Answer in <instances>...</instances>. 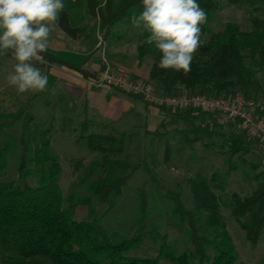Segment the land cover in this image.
Here are the masks:
<instances>
[{
	"label": "trees",
	"instance_id": "16d2710c",
	"mask_svg": "<svg viewBox=\"0 0 264 264\" xmlns=\"http://www.w3.org/2000/svg\"><path fill=\"white\" fill-rule=\"evenodd\" d=\"M63 2L65 7L57 26L71 38L89 36L84 28L87 16L97 21L95 29L102 32L103 38H108L116 24L132 25L130 15L133 10L137 13L142 11L141 0ZM197 2L207 14L206 22L200 25L204 43L194 54L192 70L187 75L183 71L160 69V53L154 44L146 43L149 33L142 30L137 58L140 62L146 57L151 59L148 81L161 94L213 97L235 92L264 103V18L251 15V29L248 31L228 23L222 31L211 33L206 39L210 32L208 24L220 4L217 0ZM227 2L264 5V0ZM121 38L116 37L117 40ZM42 55L48 63L65 64L48 51ZM88 76L92 78L95 74ZM186 112L191 111H165L170 115L169 122L195 118L186 116ZM29 122H26L20 140L18 178L0 181V264H157L154 258L123 255L144 235L148 220L145 201L142 202L136 232L130 237L113 239L101 223L102 216L90 204L89 196L76 203L88 206V218L76 221L73 218L74 203L70 201L64 207L59 187L61 166L50 150L51 126L31 130ZM86 124L84 121L81 126ZM195 129L208 131L204 127ZM124 138V133L115 136L92 132L77 139L90 150L103 154L101 162H90L89 174H96V177L87 186L96 202L108 209L114 206L122 186L135 168L129 162L109 155L122 150ZM232 140L231 153L244 146L235 137ZM4 159V151L0 148V177L5 173ZM251 168L252 175L247 177L253 182V188L244 195L232 194L231 214L245 231L247 240L256 244L264 228V169L256 170L257 165L254 164ZM28 178L35 179L36 183L30 184ZM189 185L193 209L186 208L177 196L173 200L172 214L184 225L191 248L176 254L163 244L157 258L165 257L172 264H243L237 261L234 243L220 212L218 196L202 178L189 180Z\"/></svg>",
	"mask_w": 264,
	"mask_h": 264
},
{
	"label": "rangeland",
	"instance_id": "374dc122",
	"mask_svg": "<svg viewBox=\"0 0 264 264\" xmlns=\"http://www.w3.org/2000/svg\"><path fill=\"white\" fill-rule=\"evenodd\" d=\"M217 1L220 7L212 14L208 24L210 32L205 36L206 39L211 33L222 31L228 23L238 26L242 31H248L251 29V15L264 18L262 4L246 6L230 4L227 0ZM96 25L97 21L87 16L84 28L89 36L80 37V43H86L88 48L95 41L105 40L102 39V32L95 29ZM142 30L143 28L127 23H118L113 27L112 35L104 42L107 45L118 44L127 53H133L140 41ZM53 36L52 33L50 39ZM117 36L122 38L116 41ZM102 50L103 47L98 51ZM68 54L75 56L76 52H67L62 55L63 58L76 64L81 61ZM103 57L108 60L107 54L103 53ZM145 59L151 64L149 57ZM14 63L10 55L0 56V148L3 149L5 157V173L0 181L18 178L20 140L26 122L30 121L28 127L31 130L51 126L50 150L61 166L59 187L64 198V207L70 201L74 203L73 218L76 221L88 218V206L76 203L89 196L90 204L102 216L101 223L112 238L130 237L136 232L142 202L145 201L148 220L144 235L134 247L123 253L124 256L149 257L156 259L157 264H172L165 257L157 258L163 244L176 254L191 248L184 225L172 214L173 200L178 196L184 206L192 210L189 180L202 178L219 198L220 212L234 243L237 261L243 264L264 263V228L256 244H252L231 214L232 194L244 195L253 188V182L247 177L252 175L251 164L257 165L256 170L264 169L263 145L246 136L234 125L211 128L200 125L198 117L172 120L156 133L147 132L142 118L135 113L129 119L126 117L106 123L91 108L86 111L84 97H79L86 87L81 85V89L84 88L79 89L76 78L69 72L59 70V67L50 68L51 77L48 78L47 90L39 93H18L14 87L8 85L6 79L13 71ZM41 70L44 71L43 68ZM104 88L111 89L106 85ZM233 94L235 92L225 95ZM84 121L87 124L83 127L81 123ZM196 127H204L208 131H199ZM92 132L115 136L120 132L124 133L122 150L109 155L135 165L121 188V195L109 209L96 202L87 186L96 177V174H89L88 166L91 161L101 162L103 154L90 150L77 139L78 136ZM234 137L243 142L244 146L231 153ZM28 182L32 185L36 183L33 178H28Z\"/></svg>",
	"mask_w": 264,
	"mask_h": 264
},
{
	"label": "clouds",
	"instance_id": "9594fccd",
	"mask_svg": "<svg viewBox=\"0 0 264 264\" xmlns=\"http://www.w3.org/2000/svg\"><path fill=\"white\" fill-rule=\"evenodd\" d=\"M141 5L130 22L149 33L146 43L160 53L158 67L187 75L204 43L200 25L207 14L197 0H141ZM64 7L63 0H0V56L15 61L6 79L18 93L47 90L48 77L36 65L46 63L42 53L50 47Z\"/></svg>",
	"mask_w": 264,
	"mask_h": 264
},
{
	"label": "crops",
	"instance_id": "0c3cea01",
	"mask_svg": "<svg viewBox=\"0 0 264 264\" xmlns=\"http://www.w3.org/2000/svg\"><path fill=\"white\" fill-rule=\"evenodd\" d=\"M52 33L54 36L51 39L50 47L47 51L65 64L46 62L44 64H37L36 66L43 68V72L48 78L51 77L50 68L52 66H56L53 68L59 67V70H64L67 73L69 72L70 75H73L76 78L77 84L80 86L79 89H81V85L86 87H82L84 89L79 95V97H84L86 111L91 108V111L98 113L106 123L116 121L117 119L122 120L126 117L129 119L135 113L142 118L143 126L147 132H156L169 122L171 118L169 114L165 113L167 111L166 108L149 105L135 95L124 93L117 88L113 87V89L107 85L106 87H110L111 89H105V85L95 84L90 81L91 76L88 75L96 74L102 69L103 53L107 54L108 60L114 69H122L132 76L148 80L150 64L146 59L141 62L138 60L137 46L134 48L133 53H127L123 46H119L118 44L107 45L104 41L108 38H103L102 36V39H105L103 42L95 41L88 48L86 43L85 45L84 43H80V38L67 36L57 25ZM116 41L119 40L116 39ZM101 47H103V50L99 52L98 50ZM67 52H76L75 56L74 54L68 55L71 58H77L81 61L78 60L80 62L76 64L63 58L62 55ZM184 111H191L186 112L185 115L195 116V119L198 117V121H201L200 125H202L205 119L203 113L194 110Z\"/></svg>",
	"mask_w": 264,
	"mask_h": 264
},
{
	"label": "built area",
	"instance_id": "2783aa9c",
	"mask_svg": "<svg viewBox=\"0 0 264 264\" xmlns=\"http://www.w3.org/2000/svg\"><path fill=\"white\" fill-rule=\"evenodd\" d=\"M102 69L91 82L117 88L124 93L136 95L149 105L171 111L194 110L205 115L203 126L234 125L246 136L264 146V103L243 97L239 93L209 97L202 94H161L148 80L114 69L103 57Z\"/></svg>",
	"mask_w": 264,
	"mask_h": 264
}]
</instances>
